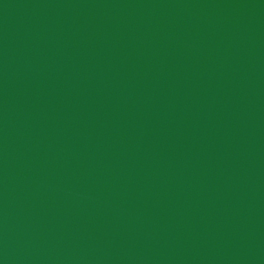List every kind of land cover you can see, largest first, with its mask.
Wrapping results in <instances>:
<instances>
[{
  "label": "water",
  "instance_id": "95a60500",
  "mask_svg": "<svg viewBox=\"0 0 264 264\" xmlns=\"http://www.w3.org/2000/svg\"><path fill=\"white\" fill-rule=\"evenodd\" d=\"M0 264H264V0H0Z\"/></svg>",
  "mask_w": 264,
  "mask_h": 264
}]
</instances>
